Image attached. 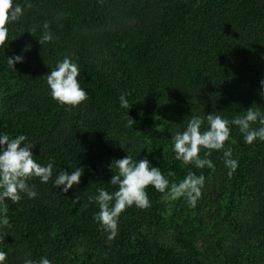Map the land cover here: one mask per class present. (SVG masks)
<instances>
[{
  "label": "trees",
  "instance_id": "obj_1",
  "mask_svg": "<svg viewBox=\"0 0 264 264\" xmlns=\"http://www.w3.org/2000/svg\"><path fill=\"white\" fill-rule=\"evenodd\" d=\"M14 4L23 15L8 25V45L0 48V136L25 135L34 159L54 167L47 183L28 181L36 198L22 193L18 203H0V219L7 205L11 225L0 226L3 264L42 257L51 264H264V141L247 144L229 125L225 149L238 161L231 176L223 150L205 157L202 149L214 168L200 169L177 160L172 142L193 116L204 131L213 112L230 121L251 107L264 114V0ZM45 22L54 40L41 45ZM16 55L23 61L10 67ZM65 57L89 94L78 107L58 103L47 84ZM122 94L130 109L121 107ZM127 155L159 167L169 189L190 172L205 183L195 207L183 197L166 201L149 186L151 206L127 208L109 240L89 197L118 190L110 184L115 160ZM76 167L83 169L78 185L67 193L54 187L60 171Z\"/></svg>",
  "mask_w": 264,
  "mask_h": 264
},
{
  "label": "clouds",
  "instance_id": "obj_2",
  "mask_svg": "<svg viewBox=\"0 0 264 264\" xmlns=\"http://www.w3.org/2000/svg\"><path fill=\"white\" fill-rule=\"evenodd\" d=\"M27 7L30 8L32 5L28 4ZM22 15L23 8L19 4H14V0H0V48H6L8 45V25L18 21ZM43 29V34L38 39L41 45L54 40V36L49 31L48 22L43 24ZM30 32L33 35L35 29ZM22 61L23 57L20 55L8 57V64L13 68L17 62ZM79 76L80 69L70 58L65 57L62 61H58L56 68L47 75V84L52 98L61 105L70 107H78L87 101L89 94L80 86ZM261 85L264 87V80L261 81ZM119 99L121 107L131 108L132 105L129 104L124 94ZM206 120L207 130L201 131L204 120L193 116L182 132H177L172 136L173 151L177 160L186 165L194 164L200 169L204 167L212 169L214 168L212 161L201 158V150H208L205 157L212 150H223L224 162L230 169L228 174L231 176L238 167V161L232 158L230 148L225 149V144L231 135L229 125L239 127L247 144H252L257 139L264 141V114L252 107L246 110V115L236 116L231 121L215 112L208 114ZM257 121L261 127L253 129L251 124ZM129 123H134V121L130 119ZM26 141L25 135H19L16 138H10L8 135L0 136V203L5 199L18 203L22 199V193H26L30 199L36 198L38 194L29 186L28 181L38 177L41 182L47 183L53 177L54 163L50 161L46 166L38 163L31 151L35 144ZM115 169L116 172L111 177L110 184L118 186V190L109 193L100 188L97 190L98 195L89 197V201L94 200L99 206V212L94 219L108 233L109 240L115 239L118 235L119 218L127 208L135 205L140 209H147L151 206L146 191L149 186L164 193L162 199L166 201H175L183 197L190 206L195 207L202 195L205 183L203 175L197 176L190 172L182 181L172 184L169 189V180L165 178L159 167L152 166L147 158L134 160L128 155L115 160ZM82 173L83 169L78 167L71 174L62 170L56 175L53 185L57 188L63 185L62 191L67 193L73 185L81 182ZM169 175H174V173L169 172ZM79 201V196L73 199L74 204ZM3 212L5 215L0 219V226L10 228L11 225L6 215L7 205L4 206ZM6 258L7 253L0 251V264H3ZM25 264H36V262L29 259L25 261ZM39 264H51V262L42 257Z\"/></svg>",
  "mask_w": 264,
  "mask_h": 264
}]
</instances>
